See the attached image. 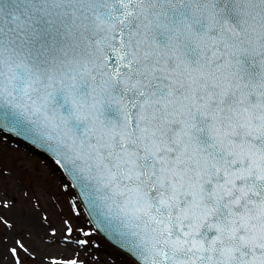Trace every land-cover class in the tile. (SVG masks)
Listing matches in <instances>:
<instances>
[{
    "label": "snow or ice",
    "instance_id": "snow-or-ice-1",
    "mask_svg": "<svg viewBox=\"0 0 264 264\" xmlns=\"http://www.w3.org/2000/svg\"><path fill=\"white\" fill-rule=\"evenodd\" d=\"M6 126L59 157L137 264H264V0H0Z\"/></svg>",
    "mask_w": 264,
    "mask_h": 264
},
{
    "label": "rangeland",
    "instance_id": "rangeland-1",
    "mask_svg": "<svg viewBox=\"0 0 264 264\" xmlns=\"http://www.w3.org/2000/svg\"><path fill=\"white\" fill-rule=\"evenodd\" d=\"M42 159L0 135V168L10 173L0 182L16 200L11 210H0V264L17 259L20 264H52L53 258L67 260L77 254L88 264H133L92 234L70 191ZM86 229L92 233L86 234ZM84 239L90 240L87 250L71 242ZM13 248L20 249L18 256Z\"/></svg>",
    "mask_w": 264,
    "mask_h": 264
},
{
    "label": "water",
    "instance_id": "water-1",
    "mask_svg": "<svg viewBox=\"0 0 264 264\" xmlns=\"http://www.w3.org/2000/svg\"><path fill=\"white\" fill-rule=\"evenodd\" d=\"M4 129H6L10 132H13V133L17 134L18 136L23 137V138L33 142L32 138L30 136H28L26 134H18V132L14 131L10 126H6V127H4ZM2 138H3V136H2ZM33 143L44 148V149H46L47 151H49V153L53 154L57 159H59V157L53 151H51V149H49L46 145H44L40 142H33ZM12 145H14V144L12 143ZM39 158H41V157H39ZM48 164H49V162H48ZM63 168L66 171V173L69 175V177L72 179V181L75 185V188L78 192V195L80 196V198L82 200V204L84 205L86 211L88 212L87 214H89V216L91 217L93 224L96 226V228L101 232V234L105 235V237L108 240H110L113 244L122 248L123 250H125V252L127 251V253H129V254L132 253V249L129 247L128 243L124 239H122L118 235V233L114 232L104 221L105 210H104L103 206L98 203L97 206L94 207L93 203L91 202L89 194H87L85 192V190L82 189L81 186L76 182V180L74 179V176L71 174V172L67 168H65V167H63ZM130 255L134 257L133 254H130Z\"/></svg>",
    "mask_w": 264,
    "mask_h": 264
}]
</instances>
